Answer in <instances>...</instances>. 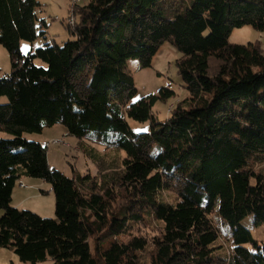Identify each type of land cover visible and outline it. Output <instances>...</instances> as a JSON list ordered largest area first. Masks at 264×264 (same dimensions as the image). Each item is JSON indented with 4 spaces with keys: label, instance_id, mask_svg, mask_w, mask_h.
<instances>
[{
    "label": "trees",
    "instance_id": "obj_1",
    "mask_svg": "<svg viewBox=\"0 0 264 264\" xmlns=\"http://www.w3.org/2000/svg\"><path fill=\"white\" fill-rule=\"evenodd\" d=\"M41 6L0 0L12 63L0 78V131L12 135L0 138V248L26 264H144L150 246V264H264V240L242 224L253 216L264 226V172L255 168L264 162V49L229 41L235 28L264 30V0H87L67 26L74 39L24 54L21 41L46 26ZM167 41L181 52L188 95L160 120L153 107L174 92L136 100L128 61L151 66ZM128 119L151 129L137 132ZM55 124L98 176H67L50 166L48 146L24 136ZM23 177L51 184L55 218L12 206ZM146 221L161 224L158 236L130 234Z\"/></svg>",
    "mask_w": 264,
    "mask_h": 264
},
{
    "label": "rangeland",
    "instance_id": "obj_2",
    "mask_svg": "<svg viewBox=\"0 0 264 264\" xmlns=\"http://www.w3.org/2000/svg\"><path fill=\"white\" fill-rule=\"evenodd\" d=\"M41 8L38 11L39 20H45L46 26L42 31L44 35H39L34 41H21V51L26 54L35 50L38 47L44 46L47 42L55 40L56 43L62 45L74 37L68 31L69 19H76L79 7L87 3V0H40ZM58 18V19H57ZM76 21V20H75ZM40 29V23H37ZM229 41L237 44H247L249 42H258L264 49V30L254 28L252 25H245L233 29L230 34ZM181 57V52L171 42H165L154 55L152 65L144 67L138 59H130L128 61L129 68L132 71L136 88L138 90L135 99H141L152 94L160 95L165 89L173 91L174 95L166 101L159 99L153 107L155 115L164 120L174 110V108L182 103V100L188 95L184 82L179 74L177 67V59ZM37 63H41L37 60ZM217 62L212 60L213 71L216 69ZM12 63L8 50L0 44V78L11 72ZM7 97L1 96L0 103H5ZM132 128L137 132H147L151 129V122L136 121L128 119ZM25 138L29 141H35L48 146V162L51 167H54L67 176L72 177L75 173L99 175V169L91 158L86 156L83 150L78 147V139L67 132V128L61 124H55L51 127H45L42 132L26 133ZM12 135L0 131V138H11ZM55 143L50 144L49 143ZM92 144V143H91ZM93 147L101 154L105 155V159L111 160L116 157L117 153L112 150L103 151V147L99 144H92ZM124 152L120 153L123 156ZM116 159V158H115ZM116 161V160H115ZM115 164V163H114ZM257 170L264 172V162L255 163ZM24 183V185H21ZM167 194V199L172 201L174 191ZM12 206L19 209L30 210L47 218H55V195L52 191L51 184L43 179L35 177H23L17 182L14 193ZM3 210H0V217ZM216 221H218L216 219ZM242 224L247 227L253 236L259 241L264 240V226L257 225L253 216L246 217ZM161 224L154 221H146L138 223L131 235H144L148 239L158 236L160 233ZM225 229V227L223 226ZM130 235L122 236L123 241H127ZM94 240V238H92ZM218 246L219 253H224L228 249V243L225 239H220ZM220 244V245H219ZM152 247H148L142 253L144 264H150L152 257ZM0 264H26L22 262L18 255L12 249L0 248ZM41 264H49L41 263Z\"/></svg>",
    "mask_w": 264,
    "mask_h": 264
},
{
    "label": "built area",
    "instance_id": "obj_3",
    "mask_svg": "<svg viewBox=\"0 0 264 264\" xmlns=\"http://www.w3.org/2000/svg\"><path fill=\"white\" fill-rule=\"evenodd\" d=\"M67 22L69 25H75V23H76L75 19H69ZM21 185H24V183H22Z\"/></svg>",
    "mask_w": 264,
    "mask_h": 264
},
{
    "label": "crops",
    "instance_id": "obj_4",
    "mask_svg": "<svg viewBox=\"0 0 264 264\" xmlns=\"http://www.w3.org/2000/svg\"><path fill=\"white\" fill-rule=\"evenodd\" d=\"M15 190V189H14Z\"/></svg>",
    "mask_w": 264,
    "mask_h": 264
}]
</instances>
